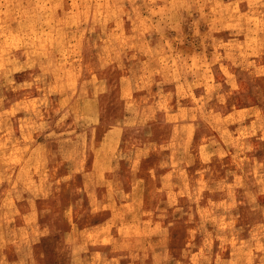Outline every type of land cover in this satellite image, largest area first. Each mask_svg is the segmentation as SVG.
<instances>
[{
  "label": "rangeland",
  "instance_id": "1",
  "mask_svg": "<svg viewBox=\"0 0 264 264\" xmlns=\"http://www.w3.org/2000/svg\"><path fill=\"white\" fill-rule=\"evenodd\" d=\"M0 264H264V0H0Z\"/></svg>",
  "mask_w": 264,
  "mask_h": 264
}]
</instances>
